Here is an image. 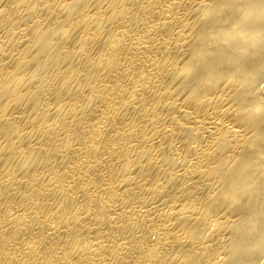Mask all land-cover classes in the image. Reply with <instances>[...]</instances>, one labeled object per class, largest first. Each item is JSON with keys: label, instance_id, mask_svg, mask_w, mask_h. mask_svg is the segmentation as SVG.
<instances>
[{"label": "bare ground", "instance_id": "1", "mask_svg": "<svg viewBox=\"0 0 264 264\" xmlns=\"http://www.w3.org/2000/svg\"><path fill=\"white\" fill-rule=\"evenodd\" d=\"M0 264H264V0H0Z\"/></svg>", "mask_w": 264, "mask_h": 264}]
</instances>
